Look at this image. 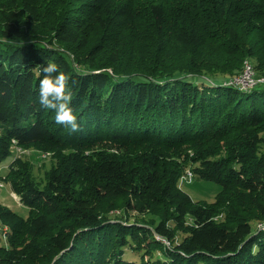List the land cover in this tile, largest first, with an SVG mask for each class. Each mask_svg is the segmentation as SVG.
<instances>
[{
    "label": "trees",
    "instance_id": "trees-1",
    "mask_svg": "<svg viewBox=\"0 0 264 264\" xmlns=\"http://www.w3.org/2000/svg\"><path fill=\"white\" fill-rule=\"evenodd\" d=\"M70 1L75 10L51 31L45 20L24 22L37 18L36 0L0 3V180L11 178L18 145L70 150L45 184L23 169L12 188L26 216L0 202V264H264V81L229 84L246 60L264 78V6ZM47 63L70 78L76 131L38 103ZM101 142L113 151L82 152ZM182 146L194 179L219 185L225 223L179 187L186 166L169 149ZM109 197L140 213L161 206L160 216L152 225L92 210Z\"/></svg>",
    "mask_w": 264,
    "mask_h": 264
},
{
    "label": "rangeland",
    "instance_id": "rangeland-1",
    "mask_svg": "<svg viewBox=\"0 0 264 264\" xmlns=\"http://www.w3.org/2000/svg\"><path fill=\"white\" fill-rule=\"evenodd\" d=\"M5 0H0V3ZM113 3L120 2V3H127L130 0H110ZM225 1V0H221ZM237 4V8H244L245 6L249 5L252 7H258L264 6V0H235ZM235 2V3H236ZM70 0H36V14L37 18H30L27 16L25 18V24L28 26H32L39 19L45 20V22L48 23L47 29L52 30L53 27L57 25L60 18L64 13L70 14L67 9L69 7L70 11L75 10L74 4ZM1 7V5H0ZM72 8V9H71ZM260 10V9H259ZM264 13V11L260 10ZM91 21H89L85 26L84 29H82L83 33L87 34V37L91 38L94 33V26L92 25ZM99 36L94 38V41L98 40ZM94 41H91L93 43ZM82 59L87 60V57H82ZM250 60L254 61L253 58ZM247 63L251 64L250 61L246 60ZM90 63V62H89ZM88 62L80 61L78 64L81 68H87L89 67ZM110 71H113L112 68H108ZM243 71H241L239 74H242ZM238 75H234L233 77H237ZM260 135L264 136V130L260 131ZM110 150L113 151L105 142H101L96 144L93 148H88L85 150H82L84 155H88L89 157L93 154H96L97 152H100L102 150ZM262 149L264 150V141L262 143ZM69 149L65 146H59V147H48L45 144H33L28 146H16L13 149V155L14 158H16L17 163L14 166V172L11 175V178L4 179L2 182V185L0 186V202L4 205H7L11 207L13 210L17 211L20 215L26 216L28 214V210L22 205L20 202V198L18 194L15 192V189L12 188L13 186L15 188L19 187L22 182V172L23 169L26 168L27 171L30 172V176L37 182V183H44L47 181L49 171L52 170L55 166L58 165L60 161L61 156H65L69 153ZM171 153H173L175 156V160H182L184 153L189 152V148L186 146H182L180 148L172 147L169 149ZM135 153V152H134ZM90 159H93L90 157ZM11 160V157H8L5 161L8 162ZM183 161V160H182ZM184 163V161H183ZM181 165L186 166V163ZM193 167V165H191ZM17 167V168H15ZM185 169L182 171L180 178H179V187L183 188L184 191L189 193L192 197V199L195 202H202L205 205H208L212 207L213 213L218 216L220 215V211H225L224 205H217L216 204V195L218 194L220 187L218 184L206 181L203 179H193L192 182L189 183H180V179L183 177V175L191 170L190 166L184 167ZM194 175V174H193ZM92 210H96L99 212V215H102L103 213H106L108 216L115 217L117 215H125L128 219L127 221L131 223H145V224H152L154 225L157 222L158 217L160 216V210L162 209L161 206H159L155 211H146L144 213H140L138 211H133L130 209H127L125 204V198L124 197H109L104 198L102 200L94 201L91 204ZM255 213V209L252 205L247 204L246 214H253ZM220 218L221 215H220ZM224 219V220H223ZM220 220V219H219ZM227 221V218L223 215V218L221 219V223H225ZM255 224V223H254ZM253 224V225H254ZM167 225L174 229L175 225L173 222H168ZM7 226H3V223L0 222V241L2 243H7L6 238V231ZM178 232V231H177ZM179 235H176V240L179 239ZM155 257H161L163 254L159 251L155 253ZM137 256V257H136ZM127 258H133L135 257L137 261L140 259V254H137L132 251H128L126 254ZM151 257V256H149ZM147 257V258H149ZM153 257V258H155Z\"/></svg>",
    "mask_w": 264,
    "mask_h": 264
},
{
    "label": "clouds",
    "instance_id": "clouds-1",
    "mask_svg": "<svg viewBox=\"0 0 264 264\" xmlns=\"http://www.w3.org/2000/svg\"><path fill=\"white\" fill-rule=\"evenodd\" d=\"M42 71L45 75L39 82V105L54 112V120L58 125L72 131L78 130L80 124L77 112L72 107L70 78L59 70L57 63H47Z\"/></svg>",
    "mask_w": 264,
    "mask_h": 264
},
{
    "label": "bare ground",
    "instance_id": "bare-ground-1",
    "mask_svg": "<svg viewBox=\"0 0 264 264\" xmlns=\"http://www.w3.org/2000/svg\"><path fill=\"white\" fill-rule=\"evenodd\" d=\"M249 68H250L251 70H249ZM245 78H256V77H255V71H254V69H253L252 64H249V63H247V62L245 63V67H244L243 73H242V74H238L237 77H234V78L230 79L229 84L236 85V86H240V87H242V88H247V86H245V85L232 83V82H234V81H243ZM257 78H260V77H257ZM260 79L264 80L263 77L260 78ZM188 174H189V175H193V172H192L191 170L187 171V172L183 175V177H182L181 179H188ZM3 185H4V184H3ZM3 185H2V182H1V180H0V186H3Z\"/></svg>",
    "mask_w": 264,
    "mask_h": 264
},
{
    "label": "built area",
    "instance_id": "built-area-1",
    "mask_svg": "<svg viewBox=\"0 0 264 264\" xmlns=\"http://www.w3.org/2000/svg\"><path fill=\"white\" fill-rule=\"evenodd\" d=\"M249 70H251L249 68ZM264 80L260 79V78H245L243 81H234L232 83H235V84H241V85H245L247 86V88H252L254 87L257 83L259 82H263ZM194 179V175H189L188 174V179H180V183H189V182H192Z\"/></svg>",
    "mask_w": 264,
    "mask_h": 264
}]
</instances>
